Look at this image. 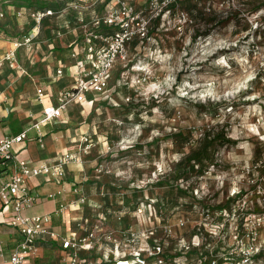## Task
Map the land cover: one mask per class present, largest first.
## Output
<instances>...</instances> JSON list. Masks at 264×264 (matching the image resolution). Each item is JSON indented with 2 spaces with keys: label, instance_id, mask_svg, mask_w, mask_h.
<instances>
[{
  "label": "rangeland",
  "instance_id": "1",
  "mask_svg": "<svg viewBox=\"0 0 264 264\" xmlns=\"http://www.w3.org/2000/svg\"><path fill=\"white\" fill-rule=\"evenodd\" d=\"M132 1L145 10L151 0ZM148 29L130 45L128 67L114 69L110 99L75 121L92 146L81 154L83 224L116 236L149 231L136 248L176 253L200 235L203 208L225 205L232 181L249 190L244 170L264 159V0H180Z\"/></svg>",
  "mask_w": 264,
  "mask_h": 264
},
{
  "label": "built area",
  "instance_id": "2",
  "mask_svg": "<svg viewBox=\"0 0 264 264\" xmlns=\"http://www.w3.org/2000/svg\"><path fill=\"white\" fill-rule=\"evenodd\" d=\"M101 1H106L103 16H97L90 25L84 26L87 45L76 61L74 83L71 88L58 93L56 105L45 106L40 119L31 129L17 136H5L0 133V165L11 168V179L0 190V206L5 208L12 204L11 226L21 234V242L14 247L9 259L5 257L3 242L0 239V264H26L34 257L42 242H59L64 252L61 264H257L264 259V159L256 160L252 166L245 168L249 190L240 188L232 181L227 193V202L217 210L203 208V219L198 228L199 234L183 250L169 252L164 245L136 248L148 232L140 234L132 227L123 230L116 236L115 232L104 234L98 224L78 225L82 232H72L63 237L48 226V219L42 216H26L25 211L37 202L27 186L32 178H47L63 184L67 179V168L71 164H82L81 154H88L92 148L87 138H83V147L78 154L65 153L54 163L32 164L14 153L15 146L29 138V131L35 130L37 140L43 145L42 127L61 117L62 112L70 105L84 102L89 94L102 96L109 91L112 72L118 66L128 67L130 63L129 47L135 40H146L149 37V26L162 18L178 4L179 0H151L145 10H139L132 0H77L75 8L89 9ZM53 10H39L31 14L32 28L21 40L14 44V49L0 57V69L4 64L16 65L17 52L20 48L29 50L34 40L41 34L44 21L53 16ZM178 20L186 18L185 14H174ZM7 17L0 5V20ZM58 71V75H62ZM38 100L43 103L44 94L39 91ZM3 98L0 94V106ZM44 146V145H43ZM258 174V176H257ZM251 177V178H250ZM223 185L221 182L220 185ZM65 192V185L54 198ZM75 196L70 206H84L88 203L86 196L79 188L72 189ZM256 201V206L251 201ZM140 213L142 209L138 208ZM88 223V222H86ZM186 222L181 220L179 226ZM164 234L168 243L175 240L170 227H165ZM156 231H150L153 236ZM205 234V235H204ZM180 244V243H179ZM185 249V250H184ZM100 252V260L83 259L81 253ZM182 256V257H181ZM181 259L179 260V258Z\"/></svg>",
  "mask_w": 264,
  "mask_h": 264
},
{
  "label": "crops",
  "instance_id": "3",
  "mask_svg": "<svg viewBox=\"0 0 264 264\" xmlns=\"http://www.w3.org/2000/svg\"><path fill=\"white\" fill-rule=\"evenodd\" d=\"M7 17L0 20V57L14 49V44L21 40L33 26L31 14L40 10L31 5L30 0H5L0 2ZM56 5V4H55ZM75 5V4H74ZM103 6L101 1L89 9ZM67 8V5L52 9L54 15L47 17L41 34L34 40L31 49L20 48L17 52L18 67L4 64L0 69V94L3 103L0 106V133L5 136H17L37 122L45 106L56 105L58 93L72 87L76 61L73 54L82 59V51L87 45L85 25H90L96 17L83 15L87 10ZM51 10V9H49ZM71 10V12H67ZM93 12V11H92ZM62 71L59 76L58 71ZM114 72V71H113ZM109 81V91L111 81ZM39 91L44 94L43 103L38 100ZM102 96L89 94L84 102L70 105L62 112L59 119L42 127L43 145L37 140L35 130L29 131V138L15 146L17 157L31 161L33 164L54 163L62 154L77 155L83 147L84 130L75 128L76 119L88 114L93 107L103 100L110 99L108 93ZM75 128V129H74ZM83 167L71 164L67 168V179L60 184L47 178H32L27 181L29 190L37 196V202L25 211L26 216H42L48 219V226L61 236H69L72 232L81 233L78 225L83 224L85 210L82 206L73 207L69 203L75 198L72 189L79 188L85 194ZM11 168L0 165V190L12 178ZM80 184V186L78 185ZM65 185V192L57 194ZM96 185V184H95ZM88 198V197H87ZM89 199V198H88ZM89 201V200H88ZM88 205V203H87ZM11 204L5 208L0 206V239L3 242L6 259L21 242V234L11 226L13 216ZM64 252L59 242H42L37 254L26 264H61ZM96 253L83 251L81 258L95 259ZM1 260V259H0ZM50 260H54L49 263Z\"/></svg>",
  "mask_w": 264,
  "mask_h": 264
},
{
  "label": "trees",
  "instance_id": "4",
  "mask_svg": "<svg viewBox=\"0 0 264 264\" xmlns=\"http://www.w3.org/2000/svg\"><path fill=\"white\" fill-rule=\"evenodd\" d=\"M29 1V0H28ZM76 0H71L70 2H67L66 4H57V5H47L46 7H42L40 8V10H49V9H54V8H60V7H64V5H69L70 3H73L75 2ZM180 1V0H179ZM106 3H104V6H105Z\"/></svg>",
  "mask_w": 264,
  "mask_h": 264
}]
</instances>
